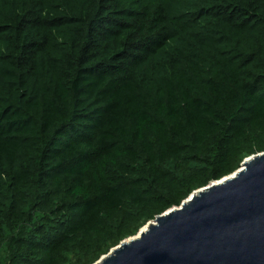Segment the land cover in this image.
Listing matches in <instances>:
<instances>
[{
  "label": "trees",
  "instance_id": "obj_1",
  "mask_svg": "<svg viewBox=\"0 0 264 264\" xmlns=\"http://www.w3.org/2000/svg\"><path fill=\"white\" fill-rule=\"evenodd\" d=\"M264 153V0H0V264H95Z\"/></svg>",
  "mask_w": 264,
  "mask_h": 264
},
{
  "label": "water",
  "instance_id": "obj_2",
  "mask_svg": "<svg viewBox=\"0 0 264 264\" xmlns=\"http://www.w3.org/2000/svg\"><path fill=\"white\" fill-rule=\"evenodd\" d=\"M95 264H264V153L193 192Z\"/></svg>",
  "mask_w": 264,
  "mask_h": 264
},
{
  "label": "bare ground",
  "instance_id": "obj_3",
  "mask_svg": "<svg viewBox=\"0 0 264 264\" xmlns=\"http://www.w3.org/2000/svg\"><path fill=\"white\" fill-rule=\"evenodd\" d=\"M144 231V230H143Z\"/></svg>",
  "mask_w": 264,
  "mask_h": 264
}]
</instances>
